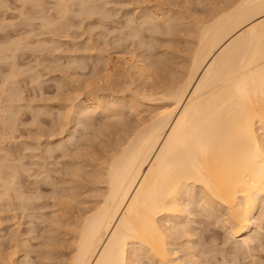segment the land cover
<instances>
[{"label":"rangeland","instance_id":"1","mask_svg":"<svg viewBox=\"0 0 264 264\" xmlns=\"http://www.w3.org/2000/svg\"><path fill=\"white\" fill-rule=\"evenodd\" d=\"M64 1H67L66 4H68L65 5L67 12L63 11L61 5L59 6L58 0H0V51L3 50L5 52V53L3 52L0 53V54L3 53L2 56H5L4 58L0 56V58L2 57L0 59V139H1L0 164L4 165V166L0 165V170H1V166L2 168L4 167L0 172L4 171L5 167L8 168L9 167L8 165H10V168L13 169L14 168L13 166H15L14 164H16L15 166L16 169L15 168L14 169L15 170L18 169V170L16 172L13 169V172L18 173V171H20L19 174H17V176L16 174L14 175V178L16 176L15 180L14 179L10 180L12 181V184H15L13 185L14 187L16 185L18 187V188L12 187L14 189V190L12 189V193L13 191L15 192L13 193V195L9 191V195L12 196V197L10 196L11 200L10 197L7 199L3 197L4 199L1 200L2 199L1 190L4 189L2 184L7 183V179L9 177L7 179L4 178L7 176L5 171L2 172L3 174L5 173L4 174L5 176L2 173H0L1 175L0 180L1 178H3L2 179L3 181L2 180L0 181V185L2 186V187L0 186L1 188L0 189V197H1L0 199L1 201L0 202V206H1L0 207V264H57V263L67 264L69 259V250L72 244L70 237L72 231L70 234L68 233L70 232V229L73 228L72 222L75 216H77L79 210L84 208L81 205L83 204V206H86L88 201L92 204L93 199L99 196L98 193L101 192V190L103 189L100 188L103 187V184L100 186L99 183L100 186L99 187L94 180V176L98 180L96 181L99 182L100 180L98 178H100V176H98L99 174L96 173L98 172V170L101 169V164L104 162L100 160H105L103 159L105 158L103 156H107V155H105L104 152L109 155L110 149L113 146H115V144L118 142L116 141L117 140L116 136L118 135H115V131L116 134H119L117 132L119 131L121 132V127H123L122 130L129 129L130 125L133 126V124L136 123L138 118H144L146 120L149 117H152L153 113L155 114L158 109L156 107H159L163 103L164 104L167 103L166 101L163 102L162 100L159 101L160 103L163 102L162 104H160L158 100H156L159 98V96L157 95L154 96V92H157L161 88V86L164 87L163 85L166 86H170V84L172 85L174 83L173 81L174 78L176 79L175 81H177L179 78L178 80L179 82H180V78L181 81L183 80L184 76H182V74L185 75L186 70L184 69L187 68L186 66L187 64L185 65L184 63L188 62L189 58L187 57H189V54H191L194 47L191 45H193L195 42L194 40L195 35H193L194 34L193 30L196 27L195 24H198L200 21H203L204 23L206 22L205 20L211 22L210 17L213 20L214 19L213 14H215L217 11H219V13L220 12L222 13L224 10L227 12L229 8L232 9L231 6L233 7L235 6L238 0H72V1L64 0ZM74 1L76 2V4ZM80 2L81 4L83 3L84 5L83 4H82L83 6L80 5ZM81 6L85 7L86 9L84 8L85 9L84 10ZM99 8L101 10H105V9L106 10L101 11ZM97 10L99 14L97 13ZM225 11L223 13H225ZM102 12L103 13L106 12L104 15L108 16V18L105 17L106 19H104ZM60 13L63 15V17ZM219 13L217 14L219 15ZM59 14L61 15V17ZM154 14L157 15L155 16ZM210 15H213V17ZM216 17L217 16H215V18ZM157 18L159 20H157ZM45 19L50 23L53 22L55 23L56 21L58 22L60 21V22L57 27L55 26L58 24V22L56 25H53V27L52 24L47 26L49 27L48 28L49 30L51 29V31H49L48 29H46L45 25L47 23L45 22L46 21ZM166 21H168L170 25H172L171 28L172 30L167 31L165 24L168 22ZM154 24L156 26H159L158 27L159 32L157 31V28L155 30L154 28L155 26H153ZM173 25L175 28H173ZM42 27L44 29H42ZM52 28H54V31L56 28L58 29H56V31L53 32ZM190 30H192L193 32H191ZM134 31L136 33L137 32L139 33L138 35L137 34L135 35L136 36L135 38H131L133 36ZM188 31H190L189 33H191L190 34L191 36L189 35ZM168 32H170L171 34ZM166 33H168V35ZM126 36L127 39L129 36L131 40L128 39L127 41ZM192 37L194 38L192 39ZM117 39L118 40L120 39V41L119 42L116 41ZM135 39H137L136 40L137 42L135 41ZM189 42L192 44H189ZM13 45L15 47H13ZM96 49L98 51H96ZM190 49H192L191 52ZM88 51L92 53L89 54ZM97 52L100 53V55ZM12 53L14 55L11 57ZM79 57L81 58V60L79 59ZM72 60L74 61L72 62ZM137 60L142 63H139ZM162 61L163 63L165 62L166 66H163L164 64L161 65ZM75 62H78V64L76 63V66L73 65L75 64ZM69 63L70 65L74 66V68L75 67L77 68V66L78 68L77 69L73 68V72H72V67L69 65ZM80 63L82 65L83 63L84 64L87 63L85 64L86 67L90 64L89 65L90 67L88 66V68H86L84 67V65L83 66L80 65ZM138 63L140 65L141 64L145 65L144 66L145 68L143 67V69H141L143 71L141 70L139 71L140 73H138L137 71L138 69L135 68L136 66H138L137 65ZM168 63L169 65H167ZM104 64L105 65L108 64V65L104 66ZM68 66L71 68L69 69ZM183 66L186 67L183 68ZM103 67L104 69L107 70H104ZM164 67L166 68L164 69ZM85 68L88 69L89 71L87 70L88 71L87 72ZM95 69L96 71L99 69L97 72L98 73L97 77L96 76L93 77L94 75H96ZM80 70L83 71L80 72ZM145 70L147 71L145 72ZM150 70L152 71V73ZM183 70L185 71L184 73ZM11 71L13 72V75ZM106 71L108 73L110 72L108 77L106 76L108 74ZM148 71H150V73ZM158 72H160L161 74ZM10 73L13 77L12 76L8 77ZM71 73H73V75H71ZM85 73L90 76L89 79L91 78V80L87 78L88 75L86 76ZM101 73L105 74L107 81H109V82L106 81L108 84L107 83L106 85L103 84L105 83L103 82V79L105 77L101 79V77L103 76V74ZM81 74H83V76ZM111 74L113 76L112 78H109L111 77L110 76ZM77 76H79V78ZM81 76H82V80H81ZM67 79L73 80L72 81L73 83L75 80L74 85L77 86L71 85L73 83L70 80H69L70 81L69 84L65 82L68 81ZM62 80H64V82ZM4 82L6 85H4ZM82 82L84 85L90 84L86 86L87 89L85 90H88L89 89L88 87H91L92 85L94 86H92L91 88H95V86L99 85V83L101 82L102 83L100 84L101 88L99 86L98 90L99 89L102 90V88L105 89H103L100 92L102 93L103 96H101L100 93L99 95L102 97L103 100H105L104 102H106V104L108 103L107 105L112 103L111 105H109L112 106L113 103L115 104V107L112 106L111 107L112 109L106 113V116L108 115L107 117L104 116L105 113H103L102 115V113L100 112L98 113L97 111H95L96 113H94L93 111V113L95 114L94 115L92 113V110L91 111L87 110L86 116H88V118H90L91 116L90 118L91 120L89 119V121H92L93 124L90 123L89 121L86 122L85 120L82 119L83 122L82 124L85 125L83 126V128L87 127L86 128L87 130L84 131L83 128L81 127L82 126L81 124H78V126L73 124L74 121L72 120L73 118H76L75 115L73 116L71 111L69 113L66 112V110L70 109V107L68 108V105L71 104V102L70 101L65 102L60 100V99L64 100L68 98V96L71 93L73 94L70 88L72 90L74 87L79 89L80 88L79 86L83 85ZM95 83L97 84L95 85ZM176 83L177 82H175V84ZM53 86L57 88L58 86L61 87L69 86V87L68 88L59 87V89H55L53 88ZM157 86L160 87L158 88V90L154 91L155 88L157 89ZM84 87L85 86L81 87L80 89H83ZM152 88L154 89L152 90ZM143 89L144 91H142ZM109 90L112 91L113 93L110 92ZM150 90L153 91L152 94L147 93L150 92ZM2 91H6V92H2ZM69 91L70 94L69 93L67 94V92ZM95 91L97 92V89ZM10 92L12 94H10ZM82 92L83 94L81 95H85L84 93L86 92L81 91V93ZM141 92H144V94L146 93V97L145 95H143V93L141 94L143 96L140 95H138L140 97L136 96L138 93L140 94ZM8 94H10V96L16 95L15 98H17V100H15L13 96L10 97ZM110 94L113 96H111ZM58 95L60 98H56L58 97ZM147 95L148 96L151 95L150 98L154 99L157 102L154 101L155 102L154 103L152 99L149 102L150 99H148ZM8 96L10 98L13 97L12 98L13 101L16 102L10 101ZM69 97H71V95ZM142 97L144 99H141ZM72 98H74V95ZM7 101L8 103L9 102L10 103L8 104ZM119 104L120 107L122 106L121 107L122 109L118 107ZM54 105L57 106V110ZM10 108L12 109L10 110ZM12 110L14 111V113ZM38 110H40L41 112ZM58 110L61 111L59 112ZM11 111L13 114H11ZM113 111L114 112L116 111L115 112L116 114H114ZM66 113L68 114L65 116L64 114ZM119 113L121 116L118 115ZM134 113H137L138 116L135 115ZM37 114L39 115L38 116L39 119L37 117ZM61 115L62 116L64 115L65 118L64 117L62 118ZM9 116H11V118ZM52 116H54L55 119H53L54 117ZM92 118L94 119V121L92 120ZM116 118L119 120H121L122 118L124 124L122 123V121L119 120H117L118 122L115 123ZM5 120L7 121L9 120L10 122L9 121L6 122ZM35 120L36 122H34ZM139 120H143V119H139ZM111 121H114V123ZM88 123L91 124V126H89ZM38 124L40 125L38 126ZM35 125H37V127H35ZM63 125L66 126L62 128ZM107 125L108 126L113 125L111 127L114 128L113 129L111 128V130L114 129L115 130L111 131L109 127L108 128L106 127ZM104 127H106L105 129H107L106 130L107 132L109 130L110 131L108 133L107 132L105 133V130L103 129ZM98 128L100 129V131ZM101 128L104 131H101L102 130ZM124 131H122V133H124ZM122 133L119 134L118 140H120L119 138H121L124 135ZM102 135L104 136L101 137ZM34 136L37 138H34ZM38 139L41 140L38 141ZM111 144L112 146H110ZM31 146H33L34 148ZM109 147L110 149L107 151ZM83 150L84 151L87 150V151L84 152ZM47 151L50 153H48ZM18 156L20 158H18ZM6 158L8 160H5ZM10 159L12 160V162H8ZM24 159H27L28 161ZM20 160L23 162H21ZM4 161L10 163L7 165L8 167L6 166L7 163L6 164L3 163ZM24 161H26L27 163L25 164ZM92 161L93 163H91ZM23 165L26 167H24ZM10 168L5 170H7V172H9L10 170L11 172ZM79 168L80 170H82V172L79 171V174H77L78 172H76L75 170L77 169L79 170ZM43 169L45 170L43 171ZM41 171H43L42 172L43 174L41 173ZM75 172L76 175L74 174ZM11 173L10 175L12 176L13 173L12 174ZM46 176L49 178V180ZM17 178L19 180L21 179L20 182L18 181ZM95 183L97 185H95ZM9 185L12 186L11 183ZM19 187L21 188L20 191H19L20 189ZM95 189H97V191ZM16 190H18L19 192L17 193ZM61 190H63V193ZM68 190L69 192H67ZM70 191L74 192V194ZM22 192L24 193L23 197L20 194ZM194 192L197 193L195 197L196 200L195 201L193 200V202L196 203L195 204L193 203L192 204L193 206L191 205L190 207V211H188V214L190 216L187 213H183L184 216L178 214L179 216L178 215H176L175 217L172 216L171 218L172 222L170 221V228L172 227V229L168 234L167 242L170 244V248L177 251L176 253L177 256L181 260H186L185 256L187 255V253H192V255L196 254L194 256L195 260L199 261V263L201 264H264V202H262L264 200H261L255 212V218L258 220V221L256 220L257 224L255 225L257 227L259 226L260 228L259 231H256L257 227L255 228V231L258 232L257 235L259 234L258 238L256 237L257 235L253 237L252 244H249V250L248 249L242 250L241 246H238V248L237 246L233 247L234 245L232 243L233 241L231 237H229V235L227 236L225 230L221 228L219 222L216 223L217 219L219 220L222 217L221 215L223 212H221L217 207H214L212 211L211 209L210 210L199 209L201 206V203H199L200 192L196 188ZM67 193L68 195L73 194L71 196H73V198L75 197L74 200H69L67 198L68 196ZM24 195L26 196V199ZM92 195L93 196L95 195V198ZM14 196L16 197L14 198ZM78 196L80 197L78 198ZM22 198L24 199V201ZM29 198H31L30 199L31 202L27 201V199ZM76 198H78L79 201L78 199L76 200ZM85 198L86 200L84 201ZM64 200L68 201L69 203L61 202ZM3 201L4 202L6 201L5 204ZM18 201L20 202L18 203ZM78 202L80 204L82 202V204L78 206L77 205ZM7 203L8 206H6ZM62 203L64 204L62 205ZM66 205L68 207H66ZM89 205L90 204H88L87 206ZM197 206H199V208ZM21 208L24 210L22 211ZM62 222L63 225L60 224ZM64 222H66L65 225ZM52 223L53 224L56 223L57 226L55 224L54 226ZM69 224L72 225L69 226ZM65 228L66 231L64 230ZM174 233H176V235ZM58 240L61 242H59ZM64 246L66 247V250H64L65 249ZM58 249L61 251L60 252L57 251ZM52 258L55 260H53ZM205 260L207 261L205 262ZM149 262L150 261H148L145 258V255L143 254L138 264H156L155 262L152 261H151L152 263Z\"/></svg>","mask_w":264,"mask_h":264},{"label":"bare ground","instance_id":"2","mask_svg":"<svg viewBox=\"0 0 264 264\" xmlns=\"http://www.w3.org/2000/svg\"><path fill=\"white\" fill-rule=\"evenodd\" d=\"M58 2H59V6L61 5V7L63 8V11H66L65 5H68V4H66L67 1L58 0ZM75 4H76V2H75ZM82 4L80 2V5H82ZM231 7H232V9L229 8L230 10L228 9L227 12L224 10L225 13H223L224 12L223 10H221V11H223L222 13L221 12L219 13V11H217L215 13L216 15L213 14L214 15L213 20L210 17V16L213 17V15H210L209 17H210L211 22H208L207 20H205L206 22H204V23H203V21H200L198 24H195L196 27L193 30L194 32L192 30H190L191 32L194 33V34L193 33L192 34L195 35L194 36L195 38L192 37V39L194 38L195 42L193 41L194 44L191 45L194 47H193V50L190 49V52H191V50H192V52H191V54H189V57H187V58H189L188 62L184 63L185 65L187 64L186 65L187 68L184 69V70H186V73H185V75L180 73V74H182V76H184L183 80L181 81V78H180V82H179L178 81L179 78H178V80L175 81L176 79L173 77L174 83L173 82L172 83L175 84V82H177V83L179 82L178 84L177 83L175 85L170 84V86L163 85L164 87L161 86V88L159 90H158V88L160 86L159 87L157 86V89L152 88V90L154 89V91L158 90L157 92H154V96L157 95V96H159V98L156 99L153 95L152 96L156 100H158V102L163 100V102L166 101L167 103L164 104L163 102H161V103L159 102L160 104H162V103L163 104L160 105L159 107H156L158 109H157V111L155 110L156 113L155 114L153 113L152 117H149L146 120L144 118H138V120H137V118H136V120H137L136 123H134L133 126L129 124L130 127L127 125L129 127V129H124L126 131L122 130L123 127H121V132L120 131L117 132V133L121 134L122 131H124V133H122L124 135L123 136L121 135L122 137L119 138L120 140H118L119 134H116V131H115V135H118V136H116L117 137L116 141H118V142L111 149H110V147L108 149L106 148L107 151L110 149V151H109L110 153L108 155L107 153L104 152V154L107 156H103L105 158L102 157L105 160H100V161H104V162L103 163L101 162L102 163L101 169L99 168L100 170H98V172L96 173V174H99L98 176H100L101 179L98 178L97 176L96 177L100 181L97 182L98 180L94 176V180L98 184V186H99V183H100V186L103 184V187L99 186L100 188H103V189L102 190L100 189L101 192H99V193L97 192L99 194V196H97L96 198H95V195L94 196L92 195L95 199L92 198L93 199L92 204L88 201L87 205L90 204L89 206H87L86 203H85V205L87 207L83 206L82 202H81L82 205L79 202H78L79 204L77 203L78 206L81 205L84 208L81 210L78 209L79 213L77 212L78 214H77V216H75V218L72 222L73 225L71 224L73 227L72 228L73 230L70 229V232L68 233V234H70L72 231V233L70 234L72 244L70 246L69 259H68L67 264H134V263L138 264L143 254L145 255V258L148 261L155 262L156 264H201V263H199V261L195 260L194 256L196 254L192 255V253H187L186 256L184 255L186 257V260H181L176 254L177 251L170 248V244L167 242L168 234H169L170 230L172 229V227L170 228V221L172 222V220H171L172 216L175 217L178 214L183 215V213L188 214V211H190L191 205L193 203L194 204L196 203V202H193V200L194 201L196 200L195 197L197 194L196 192H194L195 188L198 189V191L200 192V195H199L200 196V200H199L200 202L199 203H201V206H200V208H199V206H197V207L199 209H202V210L203 209H206V210L211 209V211L214 207H217L223 213L221 215L222 217L219 220L217 219L216 223L219 222L221 228L223 230H225V233L227 234V236L229 235V237H231V239L233 241L232 243L234 245L233 247L237 246V248H238V246H241L242 250L243 249L249 250V244H252L253 237L255 235H257V233H258L256 231H259V229H260L259 226L257 227L255 225V224H257L256 222L258 221L255 218V212H256L258 205L261 202V200H264V0H238L236 2L235 6L234 7L231 6ZM82 8L84 9L85 7H82ZM98 10H97V13L99 14ZM105 10H101V11H105ZM66 12H65V14H66ZM105 13H103L104 19H106L105 17L108 18V16L104 15ZM107 13H108V11H107ZM217 13H219V15ZM34 15H36V14H34ZM61 15H60V17H61ZM155 16H154V18H155ZM215 16H217V17L215 18ZM62 17H63V15H62ZM102 19H100V20H102ZM58 20H60V19H58ZM61 20H62V18H61ZM157 20H159V19L157 18ZM160 21H159V24H160ZM29 22H30V20H29ZM45 22L47 24L45 23L46 25L45 24L44 25L46 26V29H48L49 27H47V26L52 24V27H53V25H56L58 21H56L55 23L54 22L50 23L46 20ZM59 22L55 27H57L59 25ZM164 22H165V20H164ZM166 22H168V21H166ZM168 23H166L165 26H166L167 31H170V30H172L171 29L172 25H170V23L169 24ZM163 25H164V23H163ZM153 26H155L154 27L155 30L157 28V31H158L159 26H156L155 24ZM165 26H163V27H165ZM54 28H52L53 32H55L56 29H58V28H56L54 31ZM173 28H175L174 25H173ZM42 29H44V28L42 27ZM131 29H133V28H131ZM147 30H149V29H147ZM173 30H175V29H173ZM49 31H51V29ZM190 31H188V33ZM134 32H133L134 37L131 34V36H132L131 38H135L136 37L135 35L136 34L138 35V33H139V32H137V33L135 32V34H134ZM168 33H170V32H168ZM168 33H166V34L168 35ZM190 34L191 33H189V35ZM120 39L119 40L117 39L116 41L119 42ZM126 39H127V36H126ZM128 39H130L129 36H128ZM128 39H127V41H128ZM136 40L137 39H135V41ZM122 43H123V41H122ZM189 44H192V43L189 42ZM138 45H139V43H138ZM191 46H189V47H191ZM13 47H15V46L13 45ZM88 48H90V47H88ZM96 51H98V50L96 49ZM142 51H143V49H142ZM1 52L5 53L3 50L0 51V53ZM15 52H16V50H15ZM88 52H89V54L92 53L90 51H88ZM3 53L0 54V56H2ZM97 53H96V55H97ZM98 54L100 55V53H98ZM102 54H103V52H102ZM104 54H105V52H104ZM13 55L14 54L12 53L11 57ZM2 57L4 58L5 56H2ZM103 57H104V55H103ZM103 57H101V58H103ZM72 59H74V58H72ZM79 59L81 60L80 57H79ZM79 59H77V60H79ZM73 61L74 60H72V62ZM89 61H90V59H89ZM186 61H187V59H186ZM78 62H75V64H73V65L76 66V63L78 64ZM100 62H101V60H100ZM138 62L142 63L140 61H138ZM81 63H80V65H82ZM106 63H108V62H106ZM139 63L137 64L138 66L135 67L138 69L137 70L138 73H140L139 71L141 69H143V67L145 66L144 64L140 65ZM161 63H160L161 65L164 64L163 66H166L165 62L163 63V61H162ZM85 64H87V63H85ZM85 64L83 63L84 67H86ZM69 65H70V63H69ZM107 65L104 64V66H107ZM167 65H169V63ZM70 66L72 67V72H73L74 66H72V65H70ZM88 66L86 68H88ZM154 66H156V65H154ZM71 67L68 66L69 69ZM158 67H159V65H158ZM185 67L183 66V68H185ZM77 68H78V66H77ZM93 68H94V66H93ZM165 68L166 67H164V69ZM103 69H104V67H103ZM103 69H102V71H103ZM146 69H147V67H146ZM87 70L88 69H86V71ZM98 70L96 71V69H95L96 75H94L93 77H95V76L97 77ZM104 70H107V69H104ZM155 70H156V68H155ZM169 70H170V68H169ZM184 70H183V73L185 72ZM78 71H79V69H78ZM81 71H83V70H80V72ZM92 71H91V73H92ZM141 71H143V70H141ZM146 71L147 70H145V72ZM150 71H148V72L150 73ZM145 72H142V73H145ZM109 73L106 75L107 77L109 76ZM151 73H152V71H151ZM158 73H160V72H158ZM101 74H103V73H101ZM154 74H156V73H154ZM174 74H175V72H174ZM12 75H13V72H12ZM12 75L10 73L8 75V77L12 76ZM62 75H61V77H62ZM71 75H73V73H71ZM81 75L83 76V74H81ZM87 75L88 74H86V76ZM169 75H172V74H169ZM82 76H81V80H82ZM110 76L111 77H109V78H112L113 75L111 74ZM162 76H164V75H162ZM174 76H176V75H174ZM77 77L79 78V76H77ZM89 77L90 76L88 75L87 78L89 79ZM103 77H105V74H103L101 79H103ZM68 78H70V77H68ZM109 78H108V80H109ZM104 79H103V82H105V83H103V84L106 85V83L109 81H107V78L105 80ZM89 80H91V78ZM62 81L64 82V80H62ZM68 81H65V82H67L69 84L70 81L72 82L73 80H70L69 82ZM164 81H165V79H164ZM5 82H4V85H6ZM79 82H77V83H79ZM101 82H102V80H101ZM101 82L100 83L98 82L99 85L95 86V88H91L94 85H92L91 87H88L89 88L88 90H85V89H87L86 86L90 85V84L84 85L82 82L83 85H81V83H80L81 86H79V85L78 86L80 88L85 86L83 89L79 88L80 89L79 90L76 87H74L72 90L70 88V90H71V92H73V94L72 93L70 94V91L67 92V94L69 93L71 95V97H69L70 96L69 95L68 98H66V99L63 98L64 100L60 99L61 101H65V102L70 101L71 102V104L68 105V108L70 107V109H68L69 111L66 110V112L69 113L71 111L73 116L75 115L76 118H73L71 116L73 118L72 121H74V123L73 122L72 123L74 125L78 126V124H81L82 126L81 125L80 126L82 128H83V126H85L82 124L83 123L82 119L87 122L91 118L90 115H89L90 118H88V116H86L87 110H89V111L92 110V113H93V111H94V113H96L95 111H97L98 113L99 112L102 113V115H103V113H105L104 116H106V113L112 109L111 107L112 106L115 107L114 103L112 106H109L112 103L107 105L108 103L106 104V102H104L105 100L102 99L101 96H103V95L100 92L105 88H102V90L99 89L100 91L98 90L100 84H102ZM74 83H75V80H74ZM74 83L71 85H74ZM96 84L97 83H95V85ZM74 86H77V85H74ZM59 87H61V86H58V88L53 86V88H55V89H59ZM65 87H61V88H65ZM68 87L69 86H67L66 88H68ZM100 88H101V86H100ZM96 89H97L98 93L95 91ZM6 90H8V89H6ZM67 90H69V89H67ZM50 91H52V90H50ZM81 91H85L86 92V93H84L85 95H81V94H83V92L81 93ZM142 91H144V89ZM2 92H6V91H2ZM110 92H112V91H110ZM99 93L101 96L99 95ZM103 93H104V91H103ZM114 93H115V91H114ZM142 93L146 97V93L144 94V92H141L140 94L138 93L136 96H138V95L143 96V95H141ZM147 93L152 94L153 91L150 90V92H147ZM10 94H12V93L10 92ZM10 94H8V95L10 96ZM134 94H135V91H134ZM59 95L56 98H60ZM73 95H74V98H72ZM9 96H8V98L10 99V101L16 102V101H13V99H12L13 97L15 98L16 95H11V96H13L12 98H10L11 96L10 97ZM111 96H113V95H111ZM140 96H138V97H140ZM150 97H151V95L148 96V99H150L149 102L152 99ZM115 99H117V98H115ZM141 99H144V98L142 97ZM15 100H17V98H15ZM53 100H55V99H53ZM134 100H135V98H134ZM8 101H7V103H8ZM58 101H59V99H58ZM152 101L154 102L155 100L152 99ZM155 102H157V101H155ZM132 103H133V101H132ZM151 104H152V102H151ZM140 106H142V105H140ZM55 107L57 110V106H55ZM58 107H59V105H58ZM118 107H120V104ZM63 108H65V107H63ZM137 108H138V106H137ZM11 109L12 108H10V110ZM12 111H11V114L14 113V111H13V113H12ZM38 111H40V110H38ZM115 112H114V114H116ZM35 113H34V115H35ZM68 113H66L64 115L66 116ZM120 113L118 115H120ZM38 114H37V117L39 116ZM134 114L137 115V113H134ZM64 115L63 116L61 115V117L65 118ZM42 116H43V114H42ZM50 116H51V114H50ZM9 117L11 118V116H9ZM9 117H8V119H9ZM52 117H54V116H52ZM110 118H112V117H110ZM117 118L115 119L116 121L113 119L115 121V123L118 122L117 120H119ZM122 118L119 121H122ZM38 119H39V117H38ZM53 119H55V117ZM139 119H143V120H139ZM92 120L94 121L93 118H92ZM5 121L8 122L9 120L8 121L5 120ZM61 121H63V120H61ZM114 121H111V122L114 123ZM34 122H36V120ZM49 122H51V121H49ZM89 122L93 124L92 121H89ZM37 123H38V120H37ZM41 123H42V121H41ZM122 123L124 124L123 121H122ZM117 124H119V123H117ZM39 125L40 124H38V126ZM88 125L91 126V124H89V123H88ZM65 126L66 125H63L62 128H64ZM111 126H113V125H111ZM111 126L107 125L106 127L107 128L109 127V129L111 130V128H112ZM35 127H37V125H35ZM106 127L103 128L105 130V133L107 132L106 131L107 129H105ZM86 128H83V131L87 130ZM124 128H126V127H124ZM96 129H97V127H96ZM103 129L101 131H104ZM114 130H111V131H114ZM73 131H75V130H73ZM99 131H100V129H99ZM77 134H79V133H77ZM109 135H110V133H109ZM35 136H37V135H35ZM35 136H34V138H37ZM69 136H70V134H69ZM103 136L104 135H102L101 137H103ZM89 139H90V136H89ZM109 139H110V137H109ZM39 140H41V139H38V141ZM74 140H76V139H74ZM90 141H92V140H90ZM70 143H71V141H70ZM80 143H81V141H80ZM97 143H98V141H97ZM59 144H60V142H59ZM112 144L110 146H112ZM36 145H39V144H36ZM31 147H33V146H31ZM103 149H104V147H103ZM85 151H87V150H85ZM65 152H66V149H65ZM48 153H50V152H48ZM63 154H64V152H63ZM18 158H20V157L18 156ZM8 159H9V157H8ZM8 159L6 158L5 160H8ZM24 160H27V159H24ZM78 160H75V161H78ZM8 162H12V160L10 159ZM8 162L4 161L3 163H5V164L7 163L6 164V166H7L8 164H10ZM21 162H23V161H21ZM14 163H15V161H14ZM24 163L26 164L27 162L24 161ZM91 163H93V161ZM0 165H3V164H0ZM14 165L16 166V164H14ZM8 166L7 167L10 168V165H8ZM15 166H13V167L15 168ZM24 167H26V166H24ZM98 167H99V165H98ZM3 168L1 166V170ZM8 168L5 167V169H8ZM5 169H4V171H5L7 176L4 178L7 179L9 177L10 179L8 178L9 180L7 179V183H4L5 186H4V184H2L4 189L1 190V192H2V194H1L2 199L0 197L1 200H3L4 198L7 199L11 196V195H9V191L12 193V189H13L12 187H14L13 185H15V184H12V181H10V180L11 179L15 180L17 174H19V172H20V171H18V173H14L13 169L10 168L11 172L13 173L12 174L10 172V170H9V172H7V170H5ZM17 170H15V171L17 172ZM44 170L45 169H43V171ZM4 171H2V172H4ZM25 171H24V173H25ZM43 171H41V173ZM75 171L78 172L77 174H79V171L82 172V170H80V168H79V170L77 169ZM2 172H0V173H2ZM76 172L74 173L75 175H76ZM10 173L12 174L13 177L10 175ZM15 174H16V176L14 178ZM22 174H23V172H22ZM75 177H77V176H75ZM2 179L3 178H1V180ZM20 180L18 179L19 182H20ZM48 180H49V178H48ZM41 181H43V180H41ZM10 183L12 186L9 185ZM96 183H95V185H97ZM15 187L18 188L17 185ZM23 189H24V187H23ZM85 189H87V188H85ZM89 189H90V187H89ZM20 190H21V188L19 189V191ZM26 190H28V189H26ZM95 190L97 191V189H95ZM16 191H17V193L19 192L18 190H16ZM61 191L63 193V190H61ZM67 192H69V190ZM70 192H72V191H70ZM13 193H15V192L13 191ZM13 193H12V195H13ZM72 193L74 194V192H72ZM20 194L23 197L24 193L22 192ZM73 194L68 195V193H67V195H68L67 198L69 200H74L75 197L73 198V196H71ZM77 195H78V193H77ZM11 197H10V200H11ZM15 197L16 196H14V198ZM79 197L80 196H78V198ZM17 198H19V197H17ZM78 198H76V200ZM22 199H20V200H22ZM25 199H26V196H25ZM30 199L31 198L27 199V201H30ZM10 200H7V201H10ZM65 200L61 201V202H68ZM85 200H86V198L84 199V201ZM23 201H24V199H23ZM27 201H25V202H27ZM33 201H34V198H33ZM78 201H79V199H78ZM5 202H4V204H5ZM19 202L20 201H18V203ZM72 202H74V201H72ZM185 202H187V203H185ZM262 202H264V201H262ZM16 203H17V201H16ZM68 203H66V204H68ZM27 204H29V203H27ZM63 204L64 203H62V205ZM70 204H72V203H70ZM9 205H11V204H9ZM6 206H8V203ZM70 206H72V205H70ZM66 207H68V206L66 205ZM16 208H17V206H16ZM21 210L23 211L24 209L21 208ZM191 213H192V211H191ZM214 217H212V218H214ZM60 219H62V218H60ZM68 221H70V220H68ZM65 223L66 222H64V225H65ZM54 224L56 225V223H54ZM60 224L63 225V222ZM71 225L69 224V226H71ZM256 227H257V230L255 231ZM64 230L66 231V228ZM174 234L176 235V233H174ZM185 235H186V233H185ZM258 235L256 236L257 238H258ZM66 237H67V235H66ZM59 242H61V241H59ZM56 243H57V241H56ZM49 248H51V247H49ZM61 248H62V246H61ZM64 248H65L64 250H66L65 246H64ZM248 250H246V251H248ZM57 251L60 252L61 250L58 249ZM187 252H188V250H187ZM50 254H51V252H50ZM54 256H56V255H54ZM53 260H55V259H53ZM206 261L207 260H205V262ZM63 262H64V260H63Z\"/></svg>","mask_w":264,"mask_h":264}]
</instances>
